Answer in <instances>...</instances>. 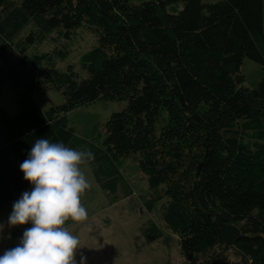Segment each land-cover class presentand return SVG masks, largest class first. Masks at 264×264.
Wrapping results in <instances>:
<instances>
[{
	"label": "trees",
	"instance_id": "1",
	"mask_svg": "<svg viewBox=\"0 0 264 264\" xmlns=\"http://www.w3.org/2000/svg\"><path fill=\"white\" fill-rule=\"evenodd\" d=\"M80 26L97 35L83 75L57 65ZM44 40L49 51L29 52ZM246 57L264 65V0H0V90L17 89L19 107L0 108V207L32 190L20 165L38 139L86 142L110 192L138 153L132 175L165 185L161 217L187 264H264V77L244 85ZM51 90L64 101L43 108ZM97 99L126 105L80 138L67 114ZM143 235L162 236L155 223Z\"/></svg>",
	"mask_w": 264,
	"mask_h": 264
},
{
	"label": "rangeland",
	"instance_id": "2",
	"mask_svg": "<svg viewBox=\"0 0 264 264\" xmlns=\"http://www.w3.org/2000/svg\"><path fill=\"white\" fill-rule=\"evenodd\" d=\"M72 37L68 43L67 58L57 65L60 68L71 65L75 72L83 75L85 71L80 66L81 55L97 44V35L88 27L80 26ZM52 46V42L44 40L43 43L31 46L29 52L33 50L43 53L49 51ZM240 70L244 85L250 88H255L264 77V65L248 57L243 58ZM17 100V89L9 83H3L0 90V108L12 116L19 111ZM37 100L46 108L51 104L62 103L64 98L60 92L51 90ZM125 105L124 101L97 99L72 109L67 114L68 122L80 138L87 135L90 137L96 130L103 134L104 123L108 117L115 111L119 112ZM7 131L5 124L0 121L1 135H6ZM74 142L66 147L89 151L86 142L82 145H75ZM137 156L138 153L125 158L126 171L122 172L124 181L122 184L118 182L115 192L108 191L97 182L93 160L81 166L91 187L81 196V203L88 212V220L75 227L71 222L68 224L70 231L78 235L80 240V249L76 255L77 264L81 255L86 257L85 264H187L180 253L178 234L173 233L161 217V203L167 201V196L163 194L165 185H161L158 190H150L143 172L132 175L131 166L137 163L134 160ZM156 197H160L161 202L157 201L155 207L148 210L146 203ZM11 213L12 210L8 206L0 207V255L16 247L22 240L23 233L32 226L9 225ZM152 223L158 226L162 236L160 239L147 241L143 230ZM224 255L234 263L241 261L242 255L232 247H228Z\"/></svg>",
	"mask_w": 264,
	"mask_h": 264
},
{
	"label": "clouds",
	"instance_id": "3",
	"mask_svg": "<svg viewBox=\"0 0 264 264\" xmlns=\"http://www.w3.org/2000/svg\"><path fill=\"white\" fill-rule=\"evenodd\" d=\"M94 159L91 151L66 147L62 142L38 139L20 165L25 181L32 185L14 203L9 225L31 224L20 243L0 255V264H77L80 249L72 226L88 220L81 196L91 185L81 166ZM81 255L79 264H85Z\"/></svg>",
	"mask_w": 264,
	"mask_h": 264
}]
</instances>
